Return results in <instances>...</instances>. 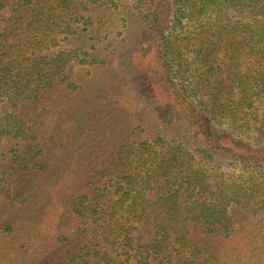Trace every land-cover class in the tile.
I'll return each instance as SVG.
<instances>
[{
	"label": "trees",
	"instance_id": "1",
	"mask_svg": "<svg viewBox=\"0 0 264 264\" xmlns=\"http://www.w3.org/2000/svg\"><path fill=\"white\" fill-rule=\"evenodd\" d=\"M0 264H264V0H0Z\"/></svg>",
	"mask_w": 264,
	"mask_h": 264
},
{
	"label": "rangeland",
	"instance_id": "2",
	"mask_svg": "<svg viewBox=\"0 0 264 264\" xmlns=\"http://www.w3.org/2000/svg\"><path fill=\"white\" fill-rule=\"evenodd\" d=\"M222 54L218 55V57H221ZM216 59V58H215ZM214 59V60H215ZM189 63V61H188ZM228 62L226 61L224 65H221L220 67V72H219V76L217 77L219 80H224L227 77V74L229 72H227L228 70ZM214 69H215V78H216V60L214 63ZM216 79L212 81V83H215ZM251 141L255 143H258V141L254 140L253 137H251ZM152 235V232L150 230V228L148 227H144V226H138L137 229L135 230V232L132 235L133 241L135 243H145Z\"/></svg>",
	"mask_w": 264,
	"mask_h": 264
}]
</instances>
